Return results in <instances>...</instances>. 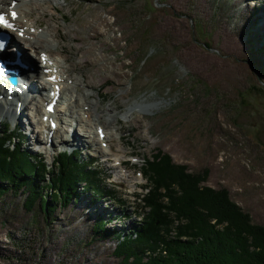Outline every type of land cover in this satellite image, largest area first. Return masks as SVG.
Instances as JSON below:
<instances>
[{"label":"rangeland","instance_id":"1","mask_svg":"<svg viewBox=\"0 0 264 264\" xmlns=\"http://www.w3.org/2000/svg\"><path fill=\"white\" fill-rule=\"evenodd\" d=\"M32 1V16L38 12L41 27L48 23L64 38L46 49L53 58L61 45L90 50L88 59L98 68L89 67L92 85L83 82L80 88L89 93L87 101H100L99 111L114 106L115 123L104 111L101 120L107 125H102L118 129L112 154L120 153L128 167L120 173L108 169L95 144H84L74 151L86 161L94 157L110 195L85 192L63 205L43 186L28 208L23 188L6 191L0 197V264H120L114 254L116 235L140 221L139 199L148 183L140 171L157 150L189 172L208 169L203 184L227 189L231 200L264 226V42L257 29L264 0H59L53 13L43 0ZM91 26L97 27L96 37ZM74 35L84 41H74ZM68 54L69 63H78L76 55ZM31 63L37 67V55L32 54ZM70 75L80 77L78 71ZM27 114L25 109L22 122ZM61 116L64 123L55 140L69 127L66 114ZM35 117H29V137L1 114L0 126L9 120L10 128L24 136L22 148L50 167L64 145L46 144L48 124L38 125ZM39 127L44 154L33 149L32 135ZM45 196L51 211L41 206ZM100 219L104 231L95 228Z\"/></svg>","mask_w":264,"mask_h":264},{"label":"trees","instance_id":"2","mask_svg":"<svg viewBox=\"0 0 264 264\" xmlns=\"http://www.w3.org/2000/svg\"><path fill=\"white\" fill-rule=\"evenodd\" d=\"M17 137L8 126L0 128V197L23 188L24 205L30 208L43 186L63 205L85 192L95 197L111 194L94 162L77 152H60L48 167L22 148ZM145 162L142 172L148 183L139 199L140 221L116 235L114 254L120 264H264V226L254 223L227 189L203 184L208 169L189 172L161 150ZM38 177L47 184L38 183ZM41 206L53 209L46 196ZM95 228L104 231L105 222L98 220Z\"/></svg>","mask_w":264,"mask_h":264},{"label":"bare ground","instance_id":"3","mask_svg":"<svg viewBox=\"0 0 264 264\" xmlns=\"http://www.w3.org/2000/svg\"><path fill=\"white\" fill-rule=\"evenodd\" d=\"M12 1L13 0H0V11H2L3 9H7L8 6L12 5L13 4ZM14 1H16L15 9L17 11L18 17L14 20L15 25L17 26V29L13 30V34H15L17 36L19 34L22 35V37H18V39L20 41L15 40V44H16L18 50L22 53L23 59L24 60L26 59L25 63L31 61L32 54L37 55L39 62H40L42 60L41 55L45 52L50 56V59L53 61V63L50 66H44V67H50L52 69H53V67H56L58 76H60L63 79L62 81H60V84L62 86V90H61L62 98H63V95L65 94V96H66L67 92H68V96L66 97L67 98L66 111H67V114L70 118V121L67 124V126L70 127L71 123H72L71 121H75L79 126L78 132L80 133V134H76V133L72 134L70 137L71 141L73 142V144H71V145L78 144V146L76 148H74L73 151L80 149L79 146L84 147V144L89 146V145H91V143H94L96 152H98L104 158V160L106 162L110 163L108 165V166H110V167H108V169H112L113 171L120 173V169L121 168H127L128 165L123 164L121 162V159H123V158L120 157V153L116 152L115 154H112V152H113L112 145L114 147H116L114 144H112L113 138L115 139V137L113 135H115L114 132H116L118 129H115L114 132L111 130L112 128H110V130H107L108 127L103 126V125H107V124L102 122V120H101L102 116L100 114V112L102 113L105 111L106 113L107 112L110 113V115H112V117H113L114 115L112 113L114 110V106H111V107L107 106V107L101 109V111H99L98 107L100 106V101H93V102L87 101L89 93H84L85 91L83 92V89L80 88L81 84L83 85V82H85L86 85H88V86L92 85L91 81L87 77V75H88L87 70L89 69V67L91 66V67H94L95 69L98 68L97 64L90 62L88 59V54H89L90 50H88V49L82 50V46H76L74 49H73V47H68V49H65V47L63 45H61L58 53L56 54V55H58V58L56 56H54V58H53L50 55V53H48V50H46V49H48V48L54 49L56 47V44H58V43H56L59 41L58 38L64 39L63 36L59 35L60 33L58 34V32H59L58 28H56V27L53 28L54 26L51 27V25L48 23H46L47 25L45 24L44 27H41V25L38 23L39 22L38 12L35 14L36 16H34V17L32 16L33 9H36V8H33V6H32V5L35 6L36 4H34V3L30 4L33 2L32 0H14ZM43 1L45 3V9L49 8V10H51L50 11L51 13H53V11L58 10V7L56 5H58L60 3L59 0H43ZM67 3H69V1H67ZM38 4H37L38 5L37 9L40 10L41 13H44L43 6L40 5V2H38ZM257 19H258L257 29H258V32L261 35H263V37L261 39L264 42V15L263 16L259 15V17L257 16ZM31 29H32V32H31ZM91 29L94 32L92 37H96L98 35L97 34V27L91 26ZM255 36H256L255 37V40H256L258 37L256 34H255ZM87 37H89V36H87ZM73 40L74 41L78 40L80 43H82L84 41V39L82 37H80V36L78 37L77 35L73 36ZM9 46H13L12 40L9 41ZM68 51L71 52L74 56L76 55L77 58H79L78 63H73V62L69 63L70 55L68 54ZM236 51H240L239 46L237 47ZM67 63H69V65H67ZM38 65L39 64L37 63L36 71H37L38 77L36 76V83H34V86L37 89L42 91V96H40V99L34 98V99L30 100L28 103H26L25 108L29 110V114H31L32 118H34L36 116L35 117V118H37L36 123L40 126H43L45 122H43L41 120V118L43 115L47 114V112L45 111V106L43 104V101H45L47 99L45 96V91L47 92L48 88L52 89L54 83L46 80V76L51 75L52 73L43 74L42 70L44 67H40V66L38 67ZM74 71H78L80 74V77L82 79L80 77L75 76V75H73V77H72L71 76L72 74L70 75V73H72ZM5 104L8 106L9 109H7V110L4 109ZM131 109L129 108L128 112ZM57 113H58V110H56L54 114L50 113L49 115L54 117V116L58 115ZM0 114H1V116H3V118L9 117V118L14 119L15 120L14 125L18 126L19 128L20 127L23 128L25 131L23 130L21 132L23 134H25L27 137H29V134H31V131L33 129L29 133H27L26 129L28 130V128L24 125V123H22V121L19 120V116H20V114H22V112L17 111L16 104H14V102L0 100ZM114 119H115V116L113 117V120H112L115 123L116 120H114ZM94 121H96L97 123L96 124L90 123V122H94ZM112 121L110 120V122H108V124L110 123L108 126H110L112 124ZM61 122H62V120H61ZM29 123H31V122H29ZM102 126L104 128V138L102 140H99L97 138L96 132L92 131L93 130L92 128H94L96 130L97 128L102 127ZM45 131H46L45 143L46 144L49 143L48 144L49 146L56 145L57 141H62L61 138H59V140H55L58 129L51 130L48 126H46ZM65 132H67V130H65ZM49 133H50V135H49ZM41 134H42V130L39 128L37 130V135L35 133L32 135L34 137L33 138L34 144L41 143V141L43 140L40 138ZM19 135H20V140H23L24 136H22L20 133H19ZM48 137H50L49 141H48ZM83 137H87V141L84 140ZM117 138H118V140H123L122 136H120V135ZM103 142H106L105 147L101 146V143H103ZM58 144H60V142ZM113 162L114 163L116 162V164L112 165Z\"/></svg>","mask_w":264,"mask_h":264},{"label":"snow or ice","instance_id":"4","mask_svg":"<svg viewBox=\"0 0 264 264\" xmlns=\"http://www.w3.org/2000/svg\"><path fill=\"white\" fill-rule=\"evenodd\" d=\"M12 17L15 18V13H11ZM0 25H3L5 28H11L12 26L6 21L3 14H0Z\"/></svg>","mask_w":264,"mask_h":264}]
</instances>
